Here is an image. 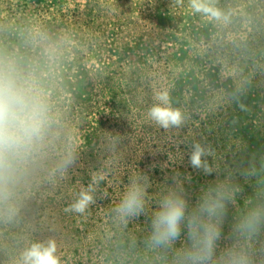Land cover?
Wrapping results in <instances>:
<instances>
[{
    "label": "rangeland",
    "instance_id": "1",
    "mask_svg": "<svg viewBox=\"0 0 264 264\" xmlns=\"http://www.w3.org/2000/svg\"><path fill=\"white\" fill-rule=\"evenodd\" d=\"M87 1L0 0V59L44 96L53 118L49 145L17 187L16 221L0 223V264H17L32 241L47 239L61 264H153L143 243L149 216L122 226L111 213L131 172L150 177L153 196L179 173L194 205L218 174L190 165L193 140L215 149L221 179L264 156V11L254 18L239 7L226 23L188 11L175 15L179 24L163 12L113 11L87 30ZM160 90L190 115L184 128L165 131L147 119ZM68 152L75 160L61 176ZM102 170L109 174L88 213L65 212ZM236 178L242 207L254 181ZM237 212L229 206L220 248Z\"/></svg>",
    "mask_w": 264,
    "mask_h": 264
},
{
    "label": "clouds",
    "instance_id": "2",
    "mask_svg": "<svg viewBox=\"0 0 264 264\" xmlns=\"http://www.w3.org/2000/svg\"><path fill=\"white\" fill-rule=\"evenodd\" d=\"M175 3L183 6L184 0ZM188 7L193 15L228 21L215 0H188ZM153 101L146 112L153 125L165 131L186 126L190 115L173 106L169 91L155 92ZM241 110H245L243 105ZM52 128L44 96L18 75L13 63L0 59V223L16 221L17 187L49 145ZM191 148L193 168L205 175L218 174L215 181L201 188L194 205L179 173L172 177V184L161 185L159 194L153 196L150 177L137 169L128 175L119 201L111 209L113 219L127 226L131 220L149 216L150 232L143 243L154 253L153 264H264V156L253 155L238 172L225 169L221 179L215 149L200 140H193ZM209 157L214 163H209ZM74 160L73 152H68L56 171L65 175ZM108 174L103 170L93 173L91 182L80 188L65 212L87 214ZM238 174L254 181V193L244 199L242 207L237 200L242 192ZM230 205L238 212L230 225L229 242L220 248ZM178 241H182L179 246ZM17 264H61L56 241H32L21 251Z\"/></svg>",
    "mask_w": 264,
    "mask_h": 264
},
{
    "label": "trees",
    "instance_id": "3",
    "mask_svg": "<svg viewBox=\"0 0 264 264\" xmlns=\"http://www.w3.org/2000/svg\"><path fill=\"white\" fill-rule=\"evenodd\" d=\"M84 6V15L92 20V22H87V30H90L91 24H95L96 17L104 12L112 13L113 11L132 13L137 9H144L154 17L163 12L171 15L177 24L180 22L175 18V15H188V11L194 20L206 18L200 14L193 15L188 7V0H184L183 6L177 5L175 0H89ZM215 6L221 9L228 19L233 14V10L239 7L247 9L252 17L256 18L258 15H263L264 0H215Z\"/></svg>",
    "mask_w": 264,
    "mask_h": 264
}]
</instances>
